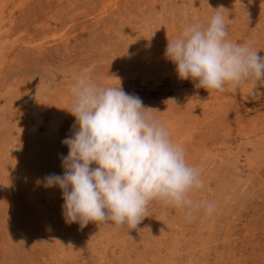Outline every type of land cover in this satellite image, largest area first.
I'll use <instances>...</instances> for the list:
<instances>
[{"label":"rangeland","instance_id":"374dc122","mask_svg":"<svg viewBox=\"0 0 264 264\" xmlns=\"http://www.w3.org/2000/svg\"><path fill=\"white\" fill-rule=\"evenodd\" d=\"M216 12L229 39L264 56V0H0V264H264V82L208 93L164 55ZM89 65L96 83L160 112L149 115L198 168L190 197L210 215L153 200L131 231L64 221L43 180L63 173L69 89Z\"/></svg>","mask_w":264,"mask_h":264},{"label":"clouds","instance_id":"9594fccd","mask_svg":"<svg viewBox=\"0 0 264 264\" xmlns=\"http://www.w3.org/2000/svg\"><path fill=\"white\" fill-rule=\"evenodd\" d=\"M257 53L247 42L229 39L225 17L216 12L206 25H185L167 40L164 55L178 79L211 93L224 91L226 85L264 82V56ZM93 67L74 76L69 89L66 111L75 119V130L61 142L68 149L61 159L63 173L43 180L44 187L61 191L64 221L81 228L102 222L131 231L153 200L189 216L196 208L210 215L212 202L190 197L203 187L198 168L149 115L160 112L125 93L120 82L118 87L96 83Z\"/></svg>","mask_w":264,"mask_h":264}]
</instances>
